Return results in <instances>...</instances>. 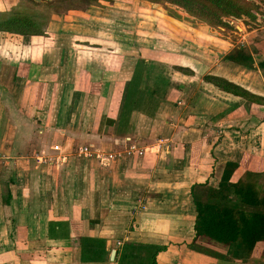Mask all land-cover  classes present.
<instances>
[{"label": "crops", "instance_id": "1", "mask_svg": "<svg viewBox=\"0 0 264 264\" xmlns=\"http://www.w3.org/2000/svg\"><path fill=\"white\" fill-rule=\"evenodd\" d=\"M8 1L0 0V14L18 3ZM258 2L263 12L254 11V20L241 19L242 38L219 49L222 58L212 60L210 74L264 96V73L258 66L264 62V41L258 37L264 33V0ZM65 32L83 41L84 48L46 45L37 58L25 57L24 72L17 64L14 70V94L0 99V264H118L127 241L166 246L157 264H221L215 255L200 252L203 247L241 261L244 249L230 252L227 244L205 237L194 240L193 194L206 196L218 187L228 161L240 163L234 180L247 169L264 170V105L223 91L203 77L199 96L204 101L210 97V105L201 106L196 103L199 96L170 85L156 114L134 112L128 134L119 137L126 83L138 60L154 61L148 58L154 52L138 46L130 54L128 49L126 54L112 53H123L124 60L121 71L109 67L115 78L108 80L94 70H107L114 50L88 47L93 37L86 32ZM54 35L58 37L52 33V40ZM39 37L47 38H30ZM236 46L252 53L256 68L224 59ZM103 57L104 66L97 64ZM187 68L192 73L183 77L198 76L196 69ZM246 71L258 74L259 85L245 78ZM131 143L146 152L127 153ZM91 144L104 154L120 156L104 167L96 157L77 154L79 147ZM55 145L61 146L64 161H39L43 152L55 158L60 153L52 149ZM89 236L107 240L104 261L82 259L80 239ZM113 248L117 254L111 260ZM260 252L261 247L250 260L261 259Z\"/></svg>", "mask_w": 264, "mask_h": 264}, {"label": "trees", "instance_id": "2", "mask_svg": "<svg viewBox=\"0 0 264 264\" xmlns=\"http://www.w3.org/2000/svg\"><path fill=\"white\" fill-rule=\"evenodd\" d=\"M103 0H20L9 11L0 14V31L19 34L24 38L46 35L52 14L65 16L72 11H86L91 6H98ZM155 4H170L181 8L210 26H228V18H256L255 4L248 0H145ZM51 12L44 14L43 8ZM43 11V12H42ZM172 15L177 14L170 10ZM179 16V15H178ZM225 60L239 65L256 68L252 53L245 46H236L224 56ZM264 73V62L258 65ZM167 65L139 59L135 70L126 83L122 103L118 132H129L134 112L154 116L164 101V94L170 86V74ZM185 74L192 70L175 67ZM204 79L221 90L240 96L252 103L264 105V96L255 94L247 88L229 79L206 74ZM240 163L228 161L218 187H211L206 196L193 194L197 217L194 224L195 241L201 237L230 246V252L244 249L241 261L233 257L210 252L200 248L202 253L213 254L221 264H247L261 247L260 257L264 258V170L247 169L234 180V174ZM82 259L84 261H104L108 254L107 240L104 238L82 237L80 239ZM241 245V247H238ZM196 249V245L192 244ZM259 246V247H258ZM166 246L140 242H125L120 249L118 264H157L158 255ZM233 252V253H234Z\"/></svg>", "mask_w": 264, "mask_h": 264}, {"label": "rangeland", "instance_id": "3", "mask_svg": "<svg viewBox=\"0 0 264 264\" xmlns=\"http://www.w3.org/2000/svg\"><path fill=\"white\" fill-rule=\"evenodd\" d=\"M7 2L10 4V1L7 0ZM19 2V0H16L17 4ZM254 4V11L262 13L263 10L261 11L260 9L263 7L257 2H254ZM1 7L3 8V4ZM6 7L8 8V6ZM170 10L175 12L177 16L172 15ZM43 11L47 15V12H51L52 10L44 7ZM247 18L243 17L242 20ZM229 19L232 20H230L228 26L212 27L206 22L195 19L192 16L190 17L181 8L177 9L170 4H155L145 0H103L100 5L92 6L85 12L77 11L76 13L74 11L66 14L64 17L52 14L45 35L47 38L39 37L33 39L29 37L23 38L20 35L0 34V99H5L14 94L16 90L14 70L17 64L19 70L24 72L26 69L25 65H23L25 57L29 58L28 56L31 55L37 58L42 54V50L46 45L58 47L71 45L75 46V48H84L81 45L83 41L77 37L70 38L71 32L63 33L68 28L74 31V33H81L83 31L91 34L93 38H89L88 47L99 45L104 50H114L108 57L107 70H103L101 67L98 69L95 66L94 71L97 76L103 77L104 75L108 80L115 78L112 74L114 72L113 68L109 67H114L121 71L124 60L123 53H125L124 49H128L127 53H129L138 46L145 47L154 52L148 58L157 63H166V69L171 77L170 85H173V90H178L181 86L186 94L190 93V96L197 97L201 93L203 84L201 80L206 74L210 73V65L213 64L214 58H218L217 60L222 58V51H219V49H228V47H231L230 44H235L242 38L240 33L245 30L244 22L239 18ZM87 22H92L93 24H87ZM67 26L69 27L67 28ZM247 29L250 31L249 26H247ZM55 32H57L58 37L56 38L54 35L55 39L52 40L50 37ZM183 36H185L184 40ZM258 37L264 41V33H259ZM114 48H117L118 51H115ZM115 52L123 53L113 55L112 53ZM211 56L213 59H211ZM90 61L91 57L88 56L87 63ZM82 63L83 60L81 59L80 64ZM87 63L85 61V65ZM104 63H106L104 57L97 61V64H101L102 66H104ZM176 66L184 68L191 66L196 69L198 76L193 79L183 77V72L174 69ZM89 67L91 68L92 65H89ZM4 68L8 70L4 71ZM226 70L230 72L229 68ZM238 70V68L234 69V72H238ZM91 71L89 72L88 69V77L92 78L93 71ZM245 73L248 75L245 77L246 79L252 82L255 81L259 85L257 73V75H254V72L250 73V71H246ZM91 78H89V81H92ZM181 79L184 81L182 82ZM198 85H200V90H197ZM205 87L206 85H204ZM202 91L203 93L210 94V89H202ZM202 97L203 95L199 96L196 103L201 106L210 105V102H208L210 97H206V102L202 100ZM127 134L118 133V136L123 137ZM131 134L129 133V135ZM249 262L248 264H264V258L257 261L250 260Z\"/></svg>", "mask_w": 264, "mask_h": 264}, {"label": "built area", "instance_id": "4", "mask_svg": "<svg viewBox=\"0 0 264 264\" xmlns=\"http://www.w3.org/2000/svg\"><path fill=\"white\" fill-rule=\"evenodd\" d=\"M250 1L258 2L259 0H250ZM230 20H232V19H229V21ZM129 140H131V139H129ZM52 149L55 151H58L60 153L54 158V156L43 152V154L38 157L39 161H41V162H56L57 164L62 163L66 157L61 154V150H62L61 146L55 145V146H53ZM145 152H146L145 149L138 147L134 143H131L127 149V153H129V154H139L142 156ZM77 154L79 156H85V157H96L100 161L101 165L104 167L109 166L110 163L114 159H116L118 156H120V153L104 154L101 151H99L98 149H94L92 144L89 146L79 147Z\"/></svg>", "mask_w": 264, "mask_h": 264}, {"label": "water", "instance_id": "5", "mask_svg": "<svg viewBox=\"0 0 264 264\" xmlns=\"http://www.w3.org/2000/svg\"><path fill=\"white\" fill-rule=\"evenodd\" d=\"M116 254H117V249L113 248V250L111 251L110 259L114 260L116 258Z\"/></svg>", "mask_w": 264, "mask_h": 264}]
</instances>
